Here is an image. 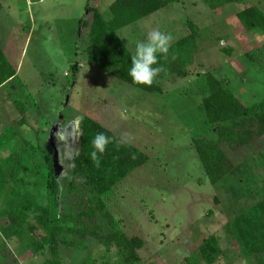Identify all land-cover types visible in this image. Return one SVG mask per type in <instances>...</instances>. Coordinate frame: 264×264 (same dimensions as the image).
<instances>
[{"label": "rangeland", "instance_id": "rangeland-1", "mask_svg": "<svg viewBox=\"0 0 264 264\" xmlns=\"http://www.w3.org/2000/svg\"><path fill=\"white\" fill-rule=\"evenodd\" d=\"M113 1L0 0V47L16 69V78L0 88L5 188L16 187L30 205L33 199L45 203V178L51 171L60 180L68 177L80 123L88 117L148 159L104 199L124 234L144 242L135 264H206L199 247L211 236L222 251L214 264H264V146L215 185L194 147L197 136L211 138L199 111L207 72L245 107L264 101V34L244 31L237 18L250 5L264 14V0L214 10L202 0H179L121 30L134 54L154 28L170 34L172 46L189 35L190 24L197 26L186 77L159 82V94L132 88L85 60L87 39L78 27L85 7L90 3L110 19ZM16 102L23 103V114ZM1 209L0 203V264H124L116 247L71 235L73 224L63 220L54 256L43 247L45 234L32 213L13 231Z\"/></svg>", "mask_w": 264, "mask_h": 264}, {"label": "trees", "instance_id": "trees-1", "mask_svg": "<svg viewBox=\"0 0 264 264\" xmlns=\"http://www.w3.org/2000/svg\"><path fill=\"white\" fill-rule=\"evenodd\" d=\"M178 1L114 0L109 6L110 19H106L98 8L87 3L86 16L78 24L81 30L80 38L85 36L87 39L84 52L87 64L147 94L161 93L159 82L172 75L186 77L183 69L189 66L196 50L199 36L197 26L190 24L189 35L174 43L166 57H160L159 66L164 71L150 86L135 84L128 75L133 53L119 35L121 30L167 9ZM202 1L212 10L227 4L243 2V0ZM237 18L244 31L258 30L264 34V14L255 6L243 8L237 14ZM76 65L73 70H76ZM15 78L16 69L0 47V88ZM201 95L199 111L204 116V124L211 130L209 133L211 138L207 140L208 142L198 141V138L202 137L197 136L194 147L206 177L215 185L249 155L263 148L264 101L245 107L224 81L215 79L209 72L205 74ZM16 103L17 111L23 114V103ZM79 130L76 153L67 168L68 177L63 181L55 178L52 171L48 173L44 188L46 202L43 204L32 198L33 205H30L32 203L21 200L16 187L13 186L11 191L6 189L9 169L0 166L1 215L12 221L9 227L16 231V227L24 225L29 213H32L34 221L45 234L42 240L43 247L47 246L54 256L57 252L56 237L61 231L59 225L63 220L73 224V230H69L71 235H76L81 240L93 238L106 247L114 246L121 251L124 264H135L138 262L137 252L142 249L144 242L138 237L129 238L124 234L108 213L104 199L135 170L144 166L148 161L147 156L88 117H83ZM97 133H104L112 138L105 152L99 154L98 162L90 157L93 150L90 142ZM8 159L14 165L15 156L12 155ZM66 206L69 209L64 212ZM103 223H106V228ZM33 243L31 241L30 244ZM221 254L222 251L214 236L207 238L199 247V255L206 264H214Z\"/></svg>", "mask_w": 264, "mask_h": 264}, {"label": "clouds", "instance_id": "clouds-1", "mask_svg": "<svg viewBox=\"0 0 264 264\" xmlns=\"http://www.w3.org/2000/svg\"><path fill=\"white\" fill-rule=\"evenodd\" d=\"M171 41L170 34L154 28L147 32L144 39L136 43L128 68V75L133 83L150 86L164 71L159 66V60L161 56L166 57L169 53ZM111 142V137L104 133H97L90 142L93 149L90 153L91 159L98 162L99 154H103Z\"/></svg>", "mask_w": 264, "mask_h": 264}, {"label": "water", "instance_id": "water-1", "mask_svg": "<svg viewBox=\"0 0 264 264\" xmlns=\"http://www.w3.org/2000/svg\"><path fill=\"white\" fill-rule=\"evenodd\" d=\"M38 0H31V3L37 2Z\"/></svg>", "mask_w": 264, "mask_h": 264}]
</instances>
